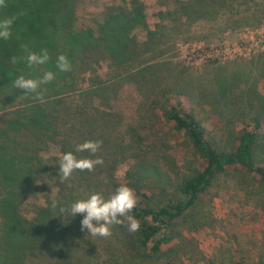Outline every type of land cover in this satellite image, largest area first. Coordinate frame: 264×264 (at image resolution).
Masks as SVG:
<instances>
[{"label": "trees", "instance_id": "trees-1", "mask_svg": "<svg viewBox=\"0 0 264 264\" xmlns=\"http://www.w3.org/2000/svg\"><path fill=\"white\" fill-rule=\"evenodd\" d=\"M233 1L166 0L167 10L161 13L171 18L177 9H182L189 17L196 18ZM74 5L75 0H15L0 9V18L16 17L12 36L6 41L0 40V110H8L0 115V199H4L0 212L7 218L0 226V250L4 249L3 254L8 256L25 250L28 243L32 248L49 251L56 247L64 255L63 260L56 261V264L81 260L90 250L91 234L87 229L81 230L83 214L71 216L69 211L60 212L61 207L68 209L73 202L85 199L89 194L79 199L71 191H66V194L59 192L53 199L55 208L52 207L53 201H49L34 216L35 233L30 227L31 222L27 226L22 224L25 220L13 205L17 199L7 198L6 187L11 184L12 189L9 190H21L31 177L27 171L33 173L38 168L52 170L51 166L37 161L34 155L39 153L36 141L44 140L58 144L62 155L72 151L78 158L94 159L96 154L106 153L109 157L102 159L105 164L103 170L107 173L97 175L90 172V176L101 185V190L96 192L107 198L120 184L131 187L136 194L137 205L130 214L140 223L136 233L127 230V221L111 227L115 251L128 252L130 257L162 255L174 245L179 222L200 195L208 191L218 175L239 172L258 184H264V111L235 116L230 144L221 145L215 133L207 131L204 126L207 118L200 116V104L188 90L178 83L156 88L155 85L146 86L148 78L145 74L149 67L144 64L149 61L142 59L137 67L131 65L132 58L145 52L155 37L162 34L165 25L158 26L159 30L148 28L138 1L130 0L118 7L106 8L95 29L76 30ZM135 27L145 30L146 36L142 41L133 34ZM25 44L38 54L47 49L48 62L30 68L26 59H21L27 55L22 47ZM60 54L71 63V71L62 72L57 68ZM13 56L17 57L16 63L11 62ZM101 59H107L112 72L121 77L142 72L137 85L142 90L143 105L150 107L162 124L183 135L196 166L190 173L176 172L171 166L167 167L166 170L172 173L170 181L176 191L173 197L160 200L156 195L160 191L141 186L140 167L146 157H151L149 152L153 148L144 144L146 132L142 129L138 132L133 125L127 127L126 143H123V133L111 138L114 133L110 130L114 126L111 124L112 113L105 112L108 111V102L98 95L100 86L95 88L91 82L84 90L92 92L95 100L81 97L83 102L74 105L61 98L63 92L59 87L64 86L62 83L70 90L78 89L75 87L79 82L78 76ZM46 71L53 72L55 78L37 90L42 93L43 101L36 99L35 93H25L15 87L14 81L20 75L39 79ZM153 75L150 74L147 83H154ZM11 107L14 109L10 111ZM215 131L218 134L219 130ZM25 132L30 133L28 147L22 144ZM87 140L101 142L97 153L76 151V146ZM59 167L55 166L57 172H50L57 179L60 177ZM119 168L122 174L117 178L115 173ZM76 172L81 178L86 171ZM76 172L72 176L77 175ZM7 209L11 210V215L5 213ZM26 241L31 242L25 244ZM260 261L264 264V256Z\"/></svg>", "mask_w": 264, "mask_h": 264}, {"label": "rangeland", "instance_id": "rangeland-1", "mask_svg": "<svg viewBox=\"0 0 264 264\" xmlns=\"http://www.w3.org/2000/svg\"><path fill=\"white\" fill-rule=\"evenodd\" d=\"M137 1L148 28L159 30L158 26L165 25V29L145 52L132 58L131 65L137 67L142 59L149 61L144 64L149 67L145 74L148 78L146 86L155 85L156 88L178 83L188 90L200 104V116L207 118L204 122L207 131L215 133L221 145H229L235 116L264 111V0H234L228 6L196 18L189 17L182 9H177L173 17H167L161 13L167 10L166 0ZM6 2L9 5L15 0ZM123 2L129 3L130 0H75V29H95L106 8L118 7ZM133 34L140 41L146 36L140 27H135ZM110 64L107 59L99 60L97 65L78 76L79 82L75 85L78 89L70 90L62 83L64 86L59 90L63 93L58 95L61 94L67 103L76 105L83 102L81 97L96 99L92 92L84 91L91 82L95 88L100 86L102 91L99 90L98 95L108 102V111L105 112L112 113L111 124L114 126L110 130L114 133L111 138L123 133V143H126L127 127L133 125L138 132L141 129L146 132L144 144L153 148L149 152L151 157H146L140 167L141 186L160 191L156 193L160 200L171 198L176 191L170 181L172 173L166 170L167 167L171 166L176 172L190 173L196 162L183 135L162 124L155 117V112L143 105L142 90L137 85L142 72L121 77L112 72ZM150 74H154V83H147ZM12 109L14 107L10 111ZM4 111L8 110H0V115ZM29 135L25 132L22 141L26 147L29 146ZM36 142L39 153L34 155L37 161L51 166L52 170L38 168L33 173L27 171L31 177L21 190H9L12 189L11 184L6 187L7 198L17 199L13 205L25 220L22 224L27 226L31 222L34 233L37 229L32 223L34 216L59 192L66 194V191H71L80 199L101 190L99 181L88 171H82L86 175L83 177V174V178L75 171L77 175L63 182L61 177L57 179L50 174L53 170L58 171L55 166H60V147L54 142ZM96 157L109 156L100 152L94 159ZM104 165H96L91 172L105 175ZM121 174L122 169L119 168L115 176L120 178ZM3 201L0 199V204ZM10 212L7 209L5 213ZM3 220L7 218L0 212V226ZM112 238L91 236L90 250L81 260H70V264H262L264 184H258L239 172L218 175L208 191L200 195L179 222L174 245L162 255L130 257L128 252L115 251ZM28 242L31 241L25 244ZM3 253L4 249L0 250V264H56L64 257L56 247L49 251L32 248L30 243L25 250L14 255Z\"/></svg>", "mask_w": 264, "mask_h": 264}, {"label": "clouds", "instance_id": "clouds-1", "mask_svg": "<svg viewBox=\"0 0 264 264\" xmlns=\"http://www.w3.org/2000/svg\"><path fill=\"white\" fill-rule=\"evenodd\" d=\"M6 0H0V9L6 8ZM16 17L0 18V40H8L12 36V25ZM27 53L26 59L28 66L31 68L37 65H43L50 59L47 49H42L37 52L30 51L28 45H22ZM12 63L17 62V57L13 56ZM56 66L60 71H71V63L67 57L60 54L57 57ZM55 78L51 71L44 72L39 79L25 78L20 75L14 81L15 87L24 90L25 93H35L36 99L43 101V95L37 90L40 85L47 84ZM101 147L100 141L87 140L76 146L77 152H89L95 154ZM103 159L96 157L95 159L81 157L78 158L72 151L64 153L59 158V174L61 181L68 180L74 171H88L94 170L96 165H102ZM137 205V198L134 190L126 184H120L113 193L107 198L99 192H93L85 199H80L73 202L70 208H60V212L69 211L71 216L76 214H83L81 220V230L87 229L91 236L109 237L111 236V227L113 225L124 224L127 221V230L131 233H136L140 229V223L130 213ZM52 207H56V202L53 201ZM123 218V219H122Z\"/></svg>", "mask_w": 264, "mask_h": 264}]
</instances>
